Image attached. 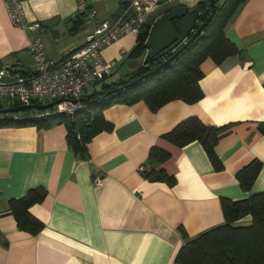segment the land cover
<instances>
[{
	"label": "crops",
	"instance_id": "obj_1",
	"mask_svg": "<svg viewBox=\"0 0 264 264\" xmlns=\"http://www.w3.org/2000/svg\"><path fill=\"white\" fill-rule=\"evenodd\" d=\"M20 1L27 24L39 28L13 26L0 0V65L32 70L27 48L36 37L46 56L60 61L92 31L85 17L75 22V0ZM201 2L161 0L147 23L179 6L193 12ZM88 6L99 21L109 22L124 0H88ZM224 35L239 54L201 63L199 101L173 100L156 111L143 101L105 108L112 130L88 143L85 159L68 146L63 124L0 128V264H176L185 238L223 223L221 198L237 201L264 192V135L257 129L264 124V0L240 4ZM135 43V35L121 36L100 55L117 66ZM189 117L216 127L234 124L214 147L222 171L213 170L198 142L178 148L161 138ZM152 147L169 153V159L149 161ZM254 160L261 169L245 192L236 174ZM151 170H163L175 183L145 178L142 172ZM95 177L99 186L92 183ZM32 188L45 192L29 208L43 224L36 234L19 230L9 211V202ZM245 220L239 223L250 218Z\"/></svg>",
	"mask_w": 264,
	"mask_h": 264
},
{
	"label": "trees",
	"instance_id": "obj_2",
	"mask_svg": "<svg viewBox=\"0 0 264 264\" xmlns=\"http://www.w3.org/2000/svg\"><path fill=\"white\" fill-rule=\"evenodd\" d=\"M244 1L224 0L219 3L218 0H214V14L201 34L188 48L153 75H149L150 72L170 58L172 53L161 58L150 57V52L144 45L153 22L146 23L136 37L133 49L125 57L127 60H141L140 67L119 81L104 83L99 93L92 90L85 94L83 98L87 101L82 102V109L74 112L72 116L54 114L39 119H33L37 110L25 109L0 115V128L26 126L47 128L54 124H63L67 130L68 146L78 158L85 159L88 143L98 134L112 130V125L103 117L105 108L143 101L151 111H156L173 100H181L187 104L199 101L203 97L199 87V81L203 76L201 63L207 58L219 63L227 57L239 54L236 46L225 37L224 29ZM200 10L202 14L199 15V21L202 24L211 14L208 0L198 4L193 12ZM105 78L107 77L102 81ZM135 80L137 81L134 85L128 86ZM16 106L19 105L14 103L11 106H0V110ZM233 126L234 124L220 127L205 125L198 118L189 117L179 122L161 138L178 148L198 142L213 170L220 172L223 165L214 147ZM257 129L264 135L263 123H258ZM169 157V153L157 147H152L148 154V160L151 162L163 163ZM260 169L261 163L254 160L236 174L241 190L250 191ZM142 174L151 181L165 182L169 186L175 183V179L163 170L158 172L151 170ZM44 196L42 188H32L24 197L9 202V211L14 216L19 230L36 234L43 228V224L29 213V208L40 203ZM220 205L223 223L194 239L185 238L184 245L176 254L174 260L176 264H264V192L237 201L221 198ZM246 217L250 218L248 224L239 223Z\"/></svg>",
	"mask_w": 264,
	"mask_h": 264
},
{
	"label": "built area",
	"instance_id": "obj_3",
	"mask_svg": "<svg viewBox=\"0 0 264 264\" xmlns=\"http://www.w3.org/2000/svg\"><path fill=\"white\" fill-rule=\"evenodd\" d=\"M75 1L77 15L85 17L92 25L84 44L55 61L46 56L42 39L36 37L27 48L32 58V70L0 65V106L6 107L8 102L44 105L58 101L48 109L37 111L33 119L54 114L72 116L82 109L80 100L93 90V85L111 75L115 64L104 62L101 50L121 36L133 34L137 37L149 16L161 4V0H124V6L115 18L106 22L97 19V11L88 6V0ZM3 2L13 26L30 31L39 28L37 23L27 24L20 0ZM92 183L99 186L101 179L95 177Z\"/></svg>",
	"mask_w": 264,
	"mask_h": 264
},
{
	"label": "water",
	"instance_id": "obj_4",
	"mask_svg": "<svg viewBox=\"0 0 264 264\" xmlns=\"http://www.w3.org/2000/svg\"><path fill=\"white\" fill-rule=\"evenodd\" d=\"M211 14L206 22L197 26L199 19L198 12H189L185 6H179L164 14L162 18L154 20L150 27L148 37L145 42L146 50L150 51V57L161 58L169 53L172 56L165 60L161 65L152 70L149 75H153L160 71L163 67L169 64L178 54L188 48L191 43L201 34L204 26L212 19L214 14V0H208ZM81 20L80 16L75 17V22ZM3 80H7L4 78ZM139 80V79H138ZM137 80L128 84L132 86ZM81 102H86L87 99H81ZM57 102L44 105H19L11 108H3L0 110V115L20 112L25 109L45 110L52 107Z\"/></svg>",
	"mask_w": 264,
	"mask_h": 264
},
{
	"label": "rangeland",
	"instance_id": "obj_5",
	"mask_svg": "<svg viewBox=\"0 0 264 264\" xmlns=\"http://www.w3.org/2000/svg\"><path fill=\"white\" fill-rule=\"evenodd\" d=\"M224 0H218V2L222 3ZM125 59L123 62L118 63L117 66L115 65L112 69L111 75L105 78L102 82H97L93 85V91L99 93L101 92L103 84H111L120 80L121 78H125L130 72L134 71L142 64L141 60H127ZM6 106L14 105L13 102H8L5 104ZM248 221V219H246ZM245 218L241 220V222L246 221Z\"/></svg>",
	"mask_w": 264,
	"mask_h": 264
}]
</instances>
